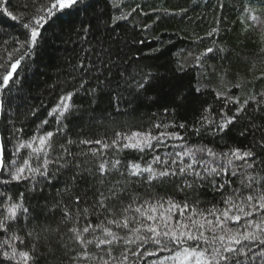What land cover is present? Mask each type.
<instances>
[{"label": "snow or ice", "instance_id": "1", "mask_svg": "<svg viewBox=\"0 0 264 264\" xmlns=\"http://www.w3.org/2000/svg\"><path fill=\"white\" fill-rule=\"evenodd\" d=\"M99 3L33 0L31 9L23 6L27 12L14 14L9 0H0V13L24 30L7 59L0 56V114L5 97L22 88L18 69L30 67L44 34L64 16L82 17L72 28L79 49H73L76 59L62 82V94L29 139L20 140L22 129L17 130L7 161L0 143V264H264V125L255 123L264 120V92L241 100L228 94L231 87L213 90L215 100L222 101L214 110L205 106L206 100L200 103L199 88L189 85L186 92L183 76L174 77L172 119H166L165 107L158 122L115 132L109 139L61 135L84 110L82 98H87L89 111L104 98L118 110L121 102L134 104L167 80L138 62L139 57L130 60L131 49L125 51L128 41L117 26L136 9L112 16ZM256 12L242 5L248 29L264 30V5ZM219 31L214 28L208 35ZM223 51L219 45L208 47L195 56V63L205 67V57ZM176 71L183 73L184 65ZM249 104L258 117L249 115ZM175 108H190L197 115L189 124L178 122ZM38 111L33 108L30 115ZM188 132L211 137L214 145L233 132L252 140L245 148L217 150L191 143ZM22 149L27 152L21 158ZM125 150L137 157L122 160ZM137 184L145 186L144 194L133 191ZM156 188L184 196L153 195ZM202 192H211L213 201H202Z\"/></svg>", "mask_w": 264, "mask_h": 264}, {"label": "trees", "instance_id": "2", "mask_svg": "<svg viewBox=\"0 0 264 264\" xmlns=\"http://www.w3.org/2000/svg\"><path fill=\"white\" fill-rule=\"evenodd\" d=\"M120 7L113 6L112 0H100L97 7L106 9L112 16L132 12L128 20L121 21L117 31L128 41V48L132 50V57H139L148 67L157 71L166 82L150 90L147 97L129 105L127 101L119 104V109L113 108L108 99L97 101L93 111L88 110L87 98H82L84 110L80 115L72 117L67 123L65 132L71 139L80 138L109 139L115 132L137 131L147 128L153 120L160 118L168 107L172 119L173 106L171 103L173 88L170 86L174 77L183 76V84L187 92L188 86L199 88L198 93L207 105L214 110L221 106L222 101L215 100L216 91H227L229 95L243 98L249 93L264 92V78L257 79L264 73V30H249L242 14V5L253 7L260 14L264 0H117ZM33 0H9L10 10L18 14L27 4L29 9ZM224 4L220 8L218 5ZM167 10V13L163 11ZM75 15H67L54 25V30L45 33V40L39 50L28 61L30 67L18 69L22 88L13 91L5 97V109L1 116L0 136L4 147V156L8 157L15 150L17 144V130L20 140L29 139L36 130L40 121L46 117L47 111L55 104L63 92V81L72 71L71 64L75 62L73 49H79L77 37L72 33L78 19ZM148 26L145 30V26ZM220 29L219 34L210 37L212 30ZM24 30L17 21L0 13V56L7 59V53L14 46L16 37L23 38ZM71 36V39L69 38ZM143 40L140 44L136 41ZM219 45L225 51L218 54H209L205 57L207 65L198 67L195 56L208 47ZM142 49V51H136ZM154 49L158 51L153 52ZM184 65V72H177L180 65ZM135 65H133V70ZM215 69V70H213ZM3 71V69H0ZM239 82V89L232 85ZM75 99V97H74ZM33 108L39 111L35 116L30 115ZM175 120L189 124L197 115L190 108H175ZM249 115L258 117L260 113L252 112V105L247 109ZM264 113V108L261 109ZM257 125H264V120L256 119ZM49 129V126H44ZM175 129H170L174 131ZM187 136L191 143L197 141L215 147L217 150H227L229 145L245 148L250 145L251 135L242 137L233 132L224 141L215 145L211 137H194L190 132ZM57 139L58 142H63ZM99 148V145H92ZM27 149H22L19 156H25ZM137 153L125 150L120 154L122 160L135 159ZM51 191V190H49ZM134 192L145 193V186L135 185ZM153 195L163 196L165 192L175 195L177 200L183 198V193H173L170 188L151 189ZM204 202L213 201V194L201 193ZM202 206H204L202 204ZM95 222V218H93ZM55 227V225H52ZM51 264V262H50Z\"/></svg>", "mask_w": 264, "mask_h": 264}, {"label": "water", "instance_id": "3", "mask_svg": "<svg viewBox=\"0 0 264 264\" xmlns=\"http://www.w3.org/2000/svg\"><path fill=\"white\" fill-rule=\"evenodd\" d=\"M1 116H2V114H0V123H1ZM0 143H2V142H1V136H0Z\"/></svg>", "mask_w": 264, "mask_h": 264}]
</instances>
